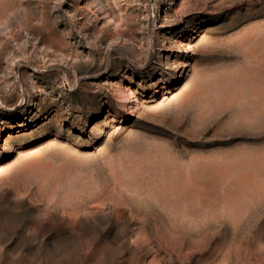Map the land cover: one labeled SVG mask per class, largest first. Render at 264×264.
Segmentation results:
<instances>
[{
	"label": "rangeland",
	"instance_id": "rangeland-1",
	"mask_svg": "<svg viewBox=\"0 0 264 264\" xmlns=\"http://www.w3.org/2000/svg\"><path fill=\"white\" fill-rule=\"evenodd\" d=\"M0 264H264V0H0Z\"/></svg>",
	"mask_w": 264,
	"mask_h": 264
}]
</instances>
